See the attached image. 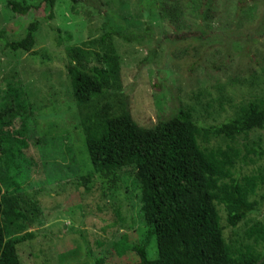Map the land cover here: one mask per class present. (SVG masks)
Returning <instances> with one entry per match:
<instances>
[{
	"label": "rangeland",
	"instance_id": "1",
	"mask_svg": "<svg viewBox=\"0 0 264 264\" xmlns=\"http://www.w3.org/2000/svg\"><path fill=\"white\" fill-rule=\"evenodd\" d=\"M8 1L25 2L30 9L17 14ZM151 1L80 0L73 5L56 0L50 7L46 0H0L5 41L22 39L27 26L38 23L33 53L7 49L0 37V94L7 81H18L30 109L20 191L30 196L38 214L21 231L11 227L10 236L33 234L16 245L20 264L138 260L132 245L143 241L146 227L137 220L130 168L122 169L114 187L102 184L96 174L90 176L89 190L76 179L92 168L81 126L85 113L75 105L66 73V48L98 38L106 30V16L127 32L146 35L133 43L114 38L121 90L119 96L110 91L100 97L98 107L109 103L120 111L116 101L127 103L133 120L150 128L181 108H191L202 125H215L247 102L262 100L264 106V0H153L149 9ZM150 51L152 61L141 65ZM19 126L15 120L13 129ZM250 134L248 140L238 139V146L254 148L255 153L244 150L250 157L257 151L263 155L241 167L247 174L264 170V129ZM219 141L209 139V145ZM3 171L0 165V175ZM258 194L263 197L258 210L236 228L224 229L227 239L239 234L243 244L252 243L245 230L264 222V188ZM146 249L148 258L156 259L153 237Z\"/></svg>",
	"mask_w": 264,
	"mask_h": 264
},
{
	"label": "trees",
	"instance_id": "2",
	"mask_svg": "<svg viewBox=\"0 0 264 264\" xmlns=\"http://www.w3.org/2000/svg\"><path fill=\"white\" fill-rule=\"evenodd\" d=\"M55 1L46 0L50 7ZM70 1L75 5L80 0ZM7 5L17 14L30 9L25 2L8 1ZM106 18V30L98 38L66 48V73L75 105L85 113L81 126L92 168L77 181L89 190L90 176L96 174L102 184L114 187L122 169L130 168L137 220L146 227L143 241L132 245L138 260L131 264H264V250H257L260 245L264 248V222H254L245 230V239L252 243L243 244L239 234L228 239L223 234L256 212L263 198L258 192L264 188V170L241 172L242 166L258 162L262 151L250 157L244 150L255 153L254 148L238 146V139L248 140L251 132L264 129L263 101L247 102L233 117L215 125H202L191 108H181L150 128L133 120L127 103L116 101L120 111L109 103L98 107L100 97L110 91L119 96L121 90L114 38L133 43L146 35L127 32ZM37 28V21H32L25 36L11 42L0 31L3 46L31 52ZM152 55L150 51L141 65L152 61ZM24 95L14 80L7 81L0 94V165L4 169L0 175V264H20L16 245L33 234L10 236L11 227L21 231L38 214L30 196L20 191L28 148L24 121L30 117ZM15 120L20 121L17 129L12 127ZM209 139L220 141L209 145ZM152 237L156 259L147 255ZM95 264H104V259L97 258Z\"/></svg>",
	"mask_w": 264,
	"mask_h": 264
}]
</instances>
